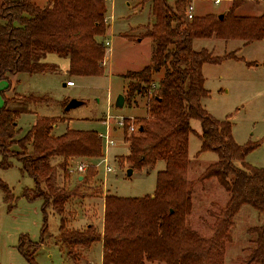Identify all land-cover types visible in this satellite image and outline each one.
Here are the masks:
<instances>
[{
	"label": "trees",
	"instance_id": "trees-1",
	"mask_svg": "<svg viewBox=\"0 0 264 264\" xmlns=\"http://www.w3.org/2000/svg\"><path fill=\"white\" fill-rule=\"evenodd\" d=\"M194 1L150 0L154 22L142 25L143 31L137 35L123 36L130 42L151 38L153 45L150 64L123 74L128 80L125 105L131 106L137 97L144 98L146 114L136 118L135 131L129 132V124L125 126L129 153L119 159L134 171L149 173L160 161L165 168L157 172L153 194L104 196L103 232L92 223L82 229L67 226L65 205L78 194L56 183L58 169L70 178V162L75 158L92 160L85 164L83 178L77 176L78 183L95 176L96 162L105 156L103 136L95 130L70 128L55 135L58 118L38 117L20 137V111L7 107L13 99L5 98L6 105L0 108V168L13 167L15 159L21 175L34 182L23 195L30 201H43L40 240L34 242L24 236L19 243V251L30 264H38L36 251L48 242L51 212L60 219L56 244H61L67 261L73 264L86 263L83 251L96 242L103 244L102 264H225L233 218L241 207L250 205L264 214V167L246 161L259 144L237 143L231 118L216 119L202 103L210 94L205 87L204 64H220L236 56L232 52L217 56L207 48H193L195 39L241 40L245 45L264 40V12L239 13L250 0H231L226 12L189 18L188 8ZM107 12L105 0H46L43 4L39 0H0V79L22 72H56L59 67L46 62L50 53L69 59L71 76H102L108 50ZM14 98L46 99L33 95ZM194 120L200 122V131L194 128ZM192 134L201 140L194 160L189 154ZM205 151L215 152L218 159L197 180L214 178L229 194L225 206L208 211L214 218L208 236L189 223L193 209L189 171ZM57 158L62 160L52 162ZM0 188L9 200V186L0 180ZM254 232L249 256L241 264H264V222Z\"/></svg>",
	"mask_w": 264,
	"mask_h": 264
},
{
	"label": "rangeland",
	"instance_id": "rangeland-1",
	"mask_svg": "<svg viewBox=\"0 0 264 264\" xmlns=\"http://www.w3.org/2000/svg\"><path fill=\"white\" fill-rule=\"evenodd\" d=\"M39 2L43 4L46 0ZM150 3V0H105L109 28L105 73L102 76H71L67 70L69 59L50 53L46 62L56 64L59 67L56 72H22L9 75L8 79H0V108L6 105L5 98L13 99L7 107L20 111V137L31 129L38 117L58 118L55 135H61L70 128L95 130L103 136L105 156L96 162L95 176L89 177L83 184L78 183L77 176H84L86 171L78 172L77 169L79 165L90 162L86 158L71 160L69 179L64 177L61 169L56 173V183L60 187L74 190L78 194L68 200L63 212L66 224L71 228L82 229L92 223L103 232L99 216L104 196L107 193L123 197L153 194L157 172L165 168L164 161H160L149 173L138 170L128 176L129 166L119 159L129 153V144L125 141V126L129 124L128 130L132 132V127L137 125L136 118L146 114L145 99L141 97H137L131 106L126 104L123 108L115 107L118 96L122 93L125 95L128 80L123 74L150 64L153 45L151 38H145L142 42H130L123 36L130 33L137 35L143 31L142 25L154 22ZM230 4L231 0H220L219 3L215 0H196L193 14L226 12ZM238 12L245 15L261 14L264 12V0H250ZM193 48H207L217 56L230 52L235 54L236 57L225 59L220 64H204L205 87L210 94L202 103L216 119L231 118L232 133L237 143L259 144L250 151L246 161L264 167V40L245 45L241 40L225 42L213 38L195 39ZM239 58L242 60H238ZM248 62L253 64L249 65ZM67 81H74L75 85H65ZM18 95L46 99L17 101L14 97ZM73 98L84 103L66 111V105ZM193 126L198 130L200 122L194 120ZM110 138L114 143L108 142ZM200 146V138L192 134L189 140L192 160ZM15 149L21 150L19 147ZM29 150L31 151L30 148ZM217 159L215 152L205 151L194 161L189 171V180L193 181V209L189 223L206 236L211 234L210 225L214 222L208 211H218L216 206H225L229 199L228 192L216 179L203 182L197 180L202 171ZM61 160L57 158L52 162ZM12 162L13 167L6 170L0 168V180L9 186L11 193L8 194V200L0 188V264H30L19 251V243L24 236H29L34 242L40 240L44 223L43 201H30L23 195L24 189L33 187L34 182L29 176L21 175L20 164L15 159ZM108 165L111 166V171L107 170ZM13 196L14 200L11 199ZM233 222L231 237L226 245L225 264H241L248 258L255 238L254 229L263 224L264 214L250 205H243ZM59 224V217L51 212L48 217V242L36 251L35 260L38 264H73L67 261L61 244H56ZM83 253L88 257V264H102L103 248L100 242L94 243Z\"/></svg>",
	"mask_w": 264,
	"mask_h": 264
},
{
	"label": "water",
	"instance_id": "water-1",
	"mask_svg": "<svg viewBox=\"0 0 264 264\" xmlns=\"http://www.w3.org/2000/svg\"><path fill=\"white\" fill-rule=\"evenodd\" d=\"M223 14H220V18H223ZM84 102L82 100L73 98L71 99L68 104L66 105V111H70L74 108H77L78 106H81ZM125 105V95L122 93L118 96L116 102H115V107L116 108H123ZM134 173V170L129 168L127 174L128 176H132V174ZM83 178V176H80L79 179L81 180Z\"/></svg>",
	"mask_w": 264,
	"mask_h": 264
},
{
	"label": "built area",
	"instance_id": "built-area-1",
	"mask_svg": "<svg viewBox=\"0 0 264 264\" xmlns=\"http://www.w3.org/2000/svg\"><path fill=\"white\" fill-rule=\"evenodd\" d=\"M215 2L216 3H219L220 2V0H215ZM193 10H194V5L193 4H191L190 6H189V8H188V17L189 18H192L193 16H194V14H193ZM107 45H108V43H107ZM75 84V82L74 81H67V85H69V86H73ZM123 125V124H122ZM132 131H135V127H132ZM108 142L109 143H114V141L110 138V139H108ZM107 170L108 171H111L112 170V168H111V166H107ZM77 171L78 172H85L86 171V165L85 164H81V165H79L78 166V169H77Z\"/></svg>",
	"mask_w": 264,
	"mask_h": 264
},
{
	"label": "crops",
	"instance_id": "crops-1",
	"mask_svg": "<svg viewBox=\"0 0 264 264\" xmlns=\"http://www.w3.org/2000/svg\"><path fill=\"white\" fill-rule=\"evenodd\" d=\"M195 1H196V0H195ZM195 1H194V2H195ZM194 2H193V3H194ZM203 15H204V14H203ZM74 85H75V84H74ZM197 129H198V131H200L201 128H200V127H197ZM80 176H81V175H80ZM80 176H79V177H80ZM104 210H105V206L103 205V207H102V209H101V215L99 216V217H100V221H99V222L101 223V224H100V227L103 226ZM100 243L102 244V242H100ZM102 248H103V244H102ZM87 258H88V257H87ZM87 262H88V261H87ZM87 262L84 263V264H88Z\"/></svg>",
	"mask_w": 264,
	"mask_h": 264
}]
</instances>
